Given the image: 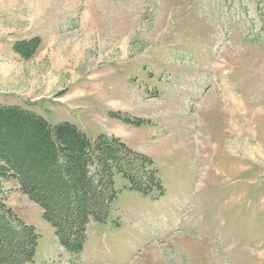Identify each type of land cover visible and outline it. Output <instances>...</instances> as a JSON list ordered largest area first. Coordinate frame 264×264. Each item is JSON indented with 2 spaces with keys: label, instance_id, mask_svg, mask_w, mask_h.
I'll use <instances>...</instances> for the list:
<instances>
[{
  "label": "rangeland",
  "instance_id": "374dc122",
  "mask_svg": "<svg viewBox=\"0 0 264 264\" xmlns=\"http://www.w3.org/2000/svg\"><path fill=\"white\" fill-rule=\"evenodd\" d=\"M17 1L0 8V36L37 33L42 2L64 12L66 37L50 49L81 55L88 71L70 122L149 157L162 185L140 191L114 170L108 218L68 250L4 180L6 204L38 234L32 264H264V0ZM18 72L0 67V103L17 104L33 76Z\"/></svg>",
  "mask_w": 264,
  "mask_h": 264
},
{
  "label": "trees",
  "instance_id": "16d2710c",
  "mask_svg": "<svg viewBox=\"0 0 264 264\" xmlns=\"http://www.w3.org/2000/svg\"><path fill=\"white\" fill-rule=\"evenodd\" d=\"M17 43L20 53L32 56L40 38ZM152 164L120 138L102 134L92 140L70 121L53 124L21 105L0 103V264L34 263L38 244L34 227L6 204L4 180H17L20 190L40 205L61 245L73 250L81 247L91 220L108 218L114 170L147 192L162 188ZM93 166L96 175L89 170ZM146 173L149 183L142 179Z\"/></svg>",
  "mask_w": 264,
  "mask_h": 264
},
{
  "label": "crops",
  "instance_id": "0c3cea01",
  "mask_svg": "<svg viewBox=\"0 0 264 264\" xmlns=\"http://www.w3.org/2000/svg\"><path fill=\"white\" fill-rule=\"evenodd\" d=\"M14 3L20 1L1 2L0 8L11 11ZM48 6L50 4H39L37 15L32 17V25L37 28V33L7 30V33L0 36V67L5 75L16 74L20 68L18 73L33 75L26 78L24 85L17 86L20 90L16 91L17 94H11L14 100L9 95L7 99L11 98L10 101H16L17 104L40 113L56 124L70 121L74 111L83 108V99L87 95L85 77L88 71L86 59L82 60L81 55L73 62L71 53L50 49L54 42L66 37V34L61 25L64 12H51ZM34 36L39 37L41 42L32 56H24L14 49L17 41L29 40ZM21 93L26 94L27 98H22Z\"/></svg>",
  "mask_w": 264,
  "mask_h": 264
}]
</instances>
